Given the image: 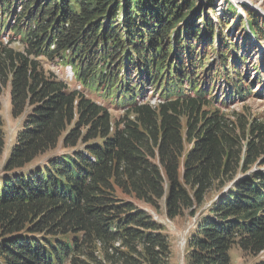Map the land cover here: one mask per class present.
Segmentation results:
<instances>
[{"label": "trees", "instance_id": "trees-1", "mask_svg": "<svg viewBox=\"0 0 264 264\" xmlns=\"http://www.w3.org/2000/svg\"><path fill=\"white\" fill-rule=\"evenodd\" d=\"M216 2L0 0V98L10 83L12 116L30 108L0 177V264H170L163 225L117 189L155 208L164 199L172 220L195 216L216 183L222 193L188 234L186 264H232L234 246L264 252V171L233 175L264 157V123L251 121L242 158L236 123L212 108L251 96L244 81L252 69L260 85L264 71L239 53L244 41L255 48L247 35L224 34L246 25L237 7L224 0L217 17ZM241 7L264 41V18ZM7 33L23 52L4 42ZM214 55L219 68L207 67ZM40 57L71 65L83 87L125 114L113 120L108 107L48 75ZM61 140L72 154L28 169ZM6 144L0 115V166Z\"/></svg>", "mask_w": 264, "mask_h": 264}, {"label": "rangeland", "instance_id": "rangeland-1", "mask_svg": "<svg viewBox=\"0 0 264 264\" xmlns=\"http://www.w3.org/2000/svg\"><path fill=\"white\" fill-rule=\"evenodd\" d=\"M237 1L234 4L236 5L238 9V14L242 16V19L245 21L246 25L243 28L242 24H239L237 27L232 23L231 28H229L228 33L227 31L224 33L227 35V37H230L229 34L232 35L230 37L231 39L237 36L238 40L244 41L243 36L247 35V37L250 39V41L254 44L255 48L253 49L252 46L247 42H242L243 45H239L241 49L239 50V53L241 51L243 54H247L249 65L255 64L260 67L261 70L264 71V41L260 40L253 31L250 29V22L247 17V14L243 11L241 5H246L248 7L256 9L258 12V16L264 18V0H234ZM225 3L224 0H217L216 2V11H217V17L223 16L225 13ZM224 9V10H223ZM19 14V13H18ZM17 15V14H16ZM216 16H212L214 21H217ZM226 17V14H225ZM15 21V17L12 18V23ZM239 27L242 28V32L239 30ZM8 34H5L2 38L5 43H9ZM236 35V36H235ZM10 48H13L17 52H23V46L21 42L14 41L12 43L8 44ZM244 46L246 49H243ZM243 47V48H242ZM246 50V51H245ZM232 54V50H231ZM204 56V62L208 61V59H205ZM212 59L210 61L206 62L209 67L210 65H215L218 68L221 66L220 64L223 63L221 61V58L219 56H211ZM39 62L43 68V70L48 74L52 75L55 79L61 80L66 82L69 85L70 90H81L84 91L88 97L94 99L96 102L105 105V107H108L110 110L113 120H119L124 114L125 109L124 107L116 105L112 99H109L108 97H104V93L93 91L91 89H87L82 86L80 82L76 79L74 72L71 68V65L60 61V59L57 57L54 60L49 58H43L40 57ZM203 68V65H202ZM252 68V67H251ZM204 69H202V72ZM222 70V68H220ZM229 70V68L227 69ZM243 73L247 75V70L243 69ZM234 75V81L238 80V77L235 73H230V76L233 77ZM51 76V77H52ZM74 77V78H73ZM256 73L251 69L250 75L248 77V81H244L245 84H247L250 89L252 90L251 96H248L244 100H231L229 103L226 104L219 103V100L214 102V106L212 107L213 111H218L220 114H223L228 121L235 122L236 124L233 126L235 129V134L242 140V158L245 156L246 147L245 144L252 139V135L250 136L249 130H250V123L251 121H254V119L259 123H264V95L261 96L259 93L263 92L264 94V81H261V84L259 85V82L256 78ZM263 78V75H261V80ZM188 88V83L186 84ZM215 92H212L209 94V98L214 95ZM216 95V94H215ZM149 101H151L153 104H157L160 102V96L158 94V91H155L154 93L150 90L148 92V95H146ZM30 111V108L20 117L14 118L12 116L11 111V101H10V83L7 84V86L3 87V91L0 98V115L3 119V130L5 133V140H6V147L4 154L1 159V166H0V177L2 176V167L4 166V161L8 159L10 150L12 145L14 144L16 134L19 130L22 129L24 120L26 119L28 112ZM243 126H245L246 131L243 133ZM256 139V138H255ZM62 140L59 142L58 147L55 150L49 151L46 154L38 157L34 162L33 165L30 166L28 169L34 168L36 166H42V161L44 164H46L51 157H62L68 154H72V152L75 149H64L61 145ZM189 146L186 147L185 153L187 152ZM260 150L264 151V141L263 143H260ZM261 152V153H262ZM260 153V154H261ZM259 155V154H258ZM247 171V172H246ZM264 171V157L258 159L256 163H254L251 167H247L246 169H236L235 178H240L243 175H251L255 172H262ZM232 175V176H233ZM230 176L229 178H231ZM226 178V185H230L228 183V179ZM1 180V178H0ZM224 182V183H225ZM221 185L219 186L217 183L213 186V188L210 190L206 197V202L204 205L200 208H196V215L192 216L190 214V211H185L182 216L176 217L172 220L168 219L166 215V209H165V202L164 199L158 202V208H155L151 206L150 204L145 203L144 201H141L139 199H136L132 195H126L121 193L120 189H117L116 194L124 199L125 201H132L136 204V206L140 209H143L147 211L155 220L156 222H159L164 227V232L167 234L169 243H170V264H186V240L188 237V234L192 229L195 228L196 221L199 220L200 217H202L205 212H207V209L210 208V206L214 203V201L217 199V197L222 193L221 191ZM228 189V188H227ZM72 238V237H70ZM91 249V248H90ZM97 253H100L97 251ZM230 256L232 259V264H258L259 262L264 260V252L259 255L250 254L247 252H244L242 249H240L237 246H234L230 249Z\"/></svg>", "mask_w": 264, "mask_h": 264}, {"label": "bare ground", "instance_id": "bare-ground-1", "mask_svg": "<svg viewBox=\"0 0 264 264\" xmlns=\"http://www.w3.org/2000/svg\"><path fill=\"white\" fill-rule=\"evenodd\" d=\"M221 65V64H220ZM221 67V66H220Z\"/></svg>", "mask_w": 264, "mask_h": 264}]
</instances>
